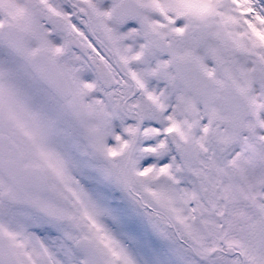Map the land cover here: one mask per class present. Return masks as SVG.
I'll return each instance as SVG.
<instances>
[{"label":"snow or ice","instance_id":"obj_1","mask_svg":"<svg viewBox=\"0 0 264 264\" xmlns=\"http://www.w3.org/2000/svg\"><path fill=\"white\" fill-rule=\"evenodd\" d=\"M0 264H264V0H0Z\"/></svg>","mask_w":264,"mask_h":264}]
</instances>
